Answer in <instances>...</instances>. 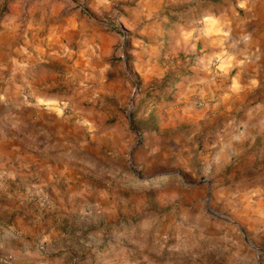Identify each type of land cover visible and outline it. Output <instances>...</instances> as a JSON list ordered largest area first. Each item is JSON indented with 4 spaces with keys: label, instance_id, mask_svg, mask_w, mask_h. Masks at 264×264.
I'll use <instances>...</instances> for the list:
<instances>
[{
    "label": "rangeland",
    "instance_id": "1",
    "mask_svg": "<svg viewBox=\"0 0 264 264\" xmlns=\"http://www.w3.org/2000/svg\"><path fill=\"white\" fill-rule=\"evenodd\" d=\"M183 78L204 117L159 130ZM86 118L94 136L119 134L88 141L90 223L59 226L49 247L36 237L34 253L264 264V0H0V140L24 133L51 149ZM23 243L9 242V259Z\"/></svg>",
    "mask_w": 264,
    "mask_h": 264
},
{
    "label": "crops",
    "instance_id": "2",
    "mask_svg": "<svg viewBox=\"0 0 264 264\" xmlns=\"http://www.w3.org/2000/svg\"><path fill=\"white\" fill-rule=\"evenodd\" d=\"M183 79L174 85L180 92L175 100L176 106L159 111L162 114L157 123L159 130L184 123H192L197 128L204 117V110L190 103L194 102L193 97L190 98L192 89L199 85H191L192 81ZM216 80L212 75L206 84H201L200 91L212 92ZM236 85L234 81L229 87L235 88ZM152 107L147 111L150 115L153 114L150 112ZM92 126L88 118L79 126L66 123L65 131L56 132L51 149L37 143L28 144V135L24 133L15 139L0 140V264H60L62 256L33 252L35 249L31 244L35 243V238L39 236L49 247L48 242L64 235L59 226H87L90 223L86 217L88 209L82 206L88 195L84 185L86 179L83 178L89 169L86 165L90 160L88 151H92V143L88 141L94 139L102 143L106 137L119 136L117 125L98 130L95 136L93 132H87ZM75 128L81 135L74 141ZM196 134L194 131L190 139ZM179 143L180 146L184 144ZM121 144L126 146L125 141ZM66 152L81 155L70 160ZM18 238L24 241V254L12 255L9 259V242Z\"/></svg>",
    "mask_w": 264,
    "mask_h": 264
},
{
    "label": "built area",
    "instance_id": "3",
    "mask_svg": "<svg viewBox=\"0 0 264 264\" xmlns=\"http://www.w3.org/2000/svg\"><path fill=\"white\" fill-rule=\"evenodd\" d=\"M40 248H41V249H44V245H41Z\"/></svg>",
    "mask_w": 264,
    "mask_h": 264
},
{
    "label": "water",
    "instance_id": "4",
    "mask_svg": "<svg viewBox=\"0 0 264 264\" xmlns=\"http://www.w3.org/2000/svg\"><path fill=\"white\" fill-rule=\"evenodd\" d=\"M128 116H130V112L128 113Z\"/></svg>",
    "mask_w": 264,
    "mask_h": 264
}]
</instances>
